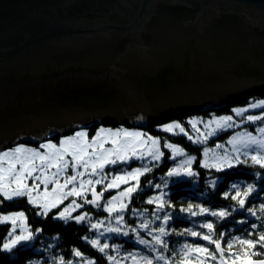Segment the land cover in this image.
Listing matches in <instances>:
<instances>
[{
  "label": "water",
  "instance_id": "obj_1",
  "mask_svg": "<svg viewBox=\"0 0 264 264\" xmlns=\"http://www.w3.org/2000/svg\"><path fill=\"white\" fill-rule=\"evenodd\" d=\"M262 92L264 0H0V149Z\"/></svg>",
  "mask_w": 264,
  "mask_h": 264
},
{
  "label": "snow or ice",
  "instance_id": "obj_2",
  "mask_svg": "<svg viewBox=\"0 0 264 264\" xmlns=\"http://www.w3.org/2000/svg\"><path fill=\"white\" fill-rule=\"evenodd\" d=\"M249 108H262L264 109V101L258 103H252ZM249 108H239L235 110L236 115L242 116L244 112L248 111ZM247 121L255 123L256 121L264 120V114L261 115H248ZM233 117L224 116L220 118H214L209 121L205 127L208 128L210 125H215L208 131L203 139L197 138L193 140L192 136H188L189 140H193L194 143H206L207 139L214 135L217 130H222L227 127L233 126ZM193 129H196L197 121H189ZM178 129L180 134H187L185 129L179 123H171L164 126L163 130L165 132H173ZM259 136H254L252 133H246L243 136L234 137L230 143L234 146L239 143L244 149H251L255 154L250 156L251 163L253 165H258L261 169H264V127L258 128ZM144 136L141 132H128L125 129H118L112 131L111 129L100 128L95 136L91 140L88 139V134L85 131H78L74 136L66 137L59 142V146L53 143H43L40 145L41 149L46 151L41 152L34 148H25L23 146H18L10 151H4L0 153V196L4 199L12 200L16 197H27L28 203L36 206L40 211L38 215H47L48 212L58 207L62 204L65 199L69 196L80 197L84 200V203L92 204L97 208L101 207L99 201L103 197L104 192L109 189L119 188L121 184H128L130 180H135L136 184L125 188L123 191L119 192L117 196H112L104 204V210L111 216L116 213L117 223L123 222L122 213L126 210L127 204L124 200H131L132 194L139 189V177L145 173L151 171V168L147 166L138 167L130 172H125L123 175H114L111 180L104 184L107 176L105 175L104 169L109 165H116L118 163H128L133 158L143 160L145 158V151L151 160L159 161L163 156V152L158 148L159 140L148 136L146 139H141ZM112 144L111 148H105L104 144L109 141ZM150 147L145 150L140 151V155L137 156L138 149H142L143 146L148 145ZM165 148L171 149L173 153V159L177 155H184L182 149L175 147L171 143H165ZM217 147H221L218 145ZM239 151V149H235ZM210 149L204 150L205 157L208 156ZM244 155L249 156V152L245 151ZM66 157H71V160L66 159ZM194 157H188L184 160L177 168H172L167 176H179L181 173L178 168H185L184 173L187 176L196 175L191 170V164L193 163ZM212 159L217 161L216 163L209 164L207 161L202 162L201 166L204 168L215 167L217 171H220L224 165L231 168V158L226 154L224 156L217 157L213 155ZM237 163H240L239 156L235 157ZM39 160L41 163L36 164ZM5 163L7 168L4 167ZM18 166V167H17ZM55 168L56 171L52 172L51 175H47V169ZM71 167L75 174L66 176L63 184L58 180L61 174H64L66 170ZM82 167L85 171H78V168ZM39 171L40 175H33V173ZM85 173L89 175V179L79 180V186H75L78 177L85 176ZM259 175V174H258ZM99 177V178H96ZM31 178L33 181H38L39 183H33L31 186L28 185L27 181ZM213 186L216 181L210 182ZM43 185L44 191L42 193L33 192L36 191L40 185ZM49 184L54 185L51 191L48 190ZM104 184V189L101 192L95 190L94 185ZM68 185H73L69 191L64 189ZM167 182L165 181V186ZM156 188H161L160 184L155 185ZM232 189L235 190V194L231 195V199L237 201L239 208L244 209L246 199L256 191V188L252 184H248L246 188L241 190L237 184L232 185ZM91 192L92 199H87V192ZM164 193L161 192L159 195L149 198L148 204L156 203L157 210H162L164 208L165 201H163ZM225 198L229 197V193H224ZM2 203V201H0ZM117 203L119 206L117 207ZM82 207V205L77 204L76 200H72L71 204L65 207L62 211L58 213V218L61 220H68L71 217V212L75 211L76 208ZM198 207V206H197ZM135 211V210H133ZM181 211H187L192 216H196L197 212L193 211V206L189 205L187 209H181ZM247 211L255 215V211L251 208ZM260 211L264 212V204L261 205ZM209 214L213 217L224 218L230 215L227 211H210L207 208H199V214ZM77 223L86 221L89 219L88 214L84 213L82 215H77L74 217ZM156 219H162L163 224L166 225L170 216L165 214L163 218L157 216ZM26 216L24 212H16L11 215H0V223L10 222L12 227L7 234V238L2 244V250L5 252H11L16 248L28 247L29 242L33 241L36 234L39 233V229L36 233L29 230L26 224ZM241 223H244L243 221ZM103 221L97 223H92L91 228L96 229L99 232L100 225ZM148 221H145L140 225L141 228H148ZM201 228H206L208 232L206 234L193 231L191 229L186 232L179 233V235H190L192 237H199L203 241H206L208 245H214L213 249L205 245L185 243L182 245L180 252L181 261L191 262L195 260L198 264H207L208 260L219 261V264H264V258L255 259L257 256L264 257V230L260 231L256 239H243L241 237H235L229 239L225 246H222L224 242V233H220L218 236L215 232V225L212 222H204L200 224ZM264 228L257 224H251L252 229ZM19 230V231H17ZM135 231V229H133ZM156 231L159 235H153L152 241L139 238L138 242L141 245L149 247L152 251H156L155 245H159L162 249L167 250L168 244L162 239V237L170 235L164 226H160ZM105 232L121 234V229L109 227L105 229ZM151 235V233H149ZM100 236L104 235V232H99ZM122 235L127 236V232H123ZM251 235V233H250ZM87 239V237L85 238ZM94 248H98L101 253H106L109 248L107 243L101 244L98 238L88 240ZM236 244L240 245V249L233 252V248ZM259 249V251L257 250ZM73 255L75 257H82V253L79 250L73 249ZM109 261H115V257L108 256ZM135 259V257H133ZM158 260H165L164 255H159L156 257ZM144 264H153V260L147 256L142 257ZM59 264H66L63 257L59 258ZM67 264H72V261H68ZM87 264H94L93 261H87Z\"/></svg>",
  "mask_w": 264,
  "mask_h": 264
},
{
  "label": "trees",
  "instance_id": "obj_3",
  "mask_svg": "<svg viewBox=\"0 0 264 264\" xmlns=\"http://www.w3.org/2000/svg\"><path fill=\"white\" fill-rule=\"evenodd\" d=\"M256 100H264V92L256 93L242 101L222 105L215 109L190 113L171 118L161 123H150L140 127L145 132L160 139L164 154L160 162L154 161L150 163L149 168H151V171L141 176L139 180L140 190L133 194L128 207L129 210L146 212L150 216L155 212L154 210L157 208L156 203L148 204L147 201L151 195L162 190L156 188L155 185L162 182L174 163L170 159V151L164 147L166 142L180 146L186 153L195 157L193 166L197 174L193 179L178 180L173 178L172 183L164 188V208L157 214L160 217H163L165 214L170 216L169 222L165 227L170 233L165 239L168 244V249L165 254L171 260L172 264H188L186 261L182 262L180 255H178L182 245L185 243L205 245L210 249L214 248V245H208L206 241H203L199 237L179 235V233L186 232L189 229L206 234L208 230L200 227V224L204 222H212L215 225L217 236L220 233H224L222 246H225L229 239L235 237L256 239L259 232L264 230V228L259 227L257 229L251 228V224L253 223L264 226V212L260 211L261 205L264 204V169H261L258 165H253L251 159L246 157H242L240 159L241 162L236 165L233 164L231 168H222L220 171L214 168H204L201 166V159L203 158L206 144L194 143L185 134L165 132L160 128V125L168 121L177 120L188 131L187 119L189 117L195 115L202 117L211 115L233 116L235 108L248 105L250 102ZM100 126L119 127L120 124L94 123L86 128L89 136L92 137ZM241 128L252 130V126L246 124ZM231 134V131L222 132L218 136L210 138L207 144L209 147L213 146L215 142L226 144ZM60 137V134H55L50 140L59 142ZM25 143L34 146L39 145L37 142L26 141ZM135 164L138 163H129L127 166L132 167ZM124 165L119 163L110 166L108 171L113 173L118 172ZM217 178L219 180L214 186L209 183V181L216 180ZM233 184H237L241 190L246 188L248 184H252L256 188V191L246 199L244 209H240L237 201L231 199V195L235 194V190L232 189ZM226 192L229 193L228 198L224 196ZM110 194L107 193V195ZM0 201H2L0 203V214L2 212L21 210L26 215L30 230L34 233H36L37 229L40 230L36 234L32 245L16 248L11 252H5L2 250V244L11 228L9 223H0V264H59L60 257H63L66 264L68 261L74 262L81 258L92 259L94 264H112V261H109L107 258L109 256L107 252L101 253L98 248H94L85 239L86 237L91 238L94 235V232L90 230L88 225L77 223L75 220L64 221L56 219L58 209L48 212L46 216L38 215L37 213L40 209L28 203V200L24 197L7 200L3 196H0ZM189 205H192L193 211L197 212L196 216H192L187 211H181V209H187ZM199 208H207L210 211L216 212L227 211L230 215L222 219L213 217L207 213L201 215L199 214ZM249 208L255 211L254 216L247 211ZM87 209L90 213L99 215V211L96 208H90L89 206ZM127 216L128 223L133 224L136 221L135 219H130L131 215ZM242 221L244 223H241ZM159 224L161 223H156L155 227H159ZM115 238H117V241L125 244L123 248H127V250L134 246L132 233L130 234V238ZM73 249L79 250L82 253V257H75L73 255ZM239 249L240 245L236 244L233 252ZM257 250L259 251V249ZM261 258L264 257H255V259ZM207 262L219 264V261L208 260Z\"/></svg>",
  "mask_w": 264,
  "mask_h": 264
},
{
  "label": "rangeland",
  "instance_id": "obj_4",
  "mask_svg": "<svg viewBox=\"0 0 264 264\" xmlns=\"http://www.w3.org/2000/svg\"><path fill=\"white\" fill-rule=\"evenodd\" d=\"M260 101H264V100H256V101H252L250 102L248 105H245V106H241V107H237L234 109V115L232 116L233 117V126L232 127H227V128H224L222 130H217L215 132L214 135L210 136L206 143H202V144H206L205 145V148L204 150L207 148V149H210L211 151H209L208 153V156L205 157V155L203 154V158L201 159V164L202 162L204 161H207L209 164H213V163H216L217 161H214L212 159L213 155L217 156V157H220V156H224L225 154L231 158V163L232 165H236L237 164V161L235 159L236 156H239V158L241 159L242 157H246L244 155V152L247 151L249 152V156H247L246 158H249L250 159V156L255 154L254 151H252L251 149H244L242 145H240L239 143H237L235 146L230 143L229 141H231L234 137H237V136H243L244 134L246 133H252L254 136H259L260 134L258 133V128L259 127H264V120H261V121H256L255 123H252V122H249L247 121V116L248 115H261V114H264V110L262 108H255V109H252V108H249V105L252 104V103H258ZM233 103V102H232ZM239 108H249L248 111L244 112V114L242 116H238L236 115L235 113V110L236 109H239ZM226 115H223V116H217V115H211V116H208V117H202V116H193V117H189L187 119V123L189 121H197V125H196V129H193L192 128V125L188 123V127H189V130L187 131L184 127L183 124H181L179 121L177 120H173V121H168L164 124H161L160 125V128L163 129L165 125L167 124H171V123H179L181 124V126L185 129V132L187 133L186 135L187 136H192L193 137V140L197 139V138H200V139H203L204 135L210 131L212 128H215V125H210L208 128L205 127V125L213 120L214 118H220V117H224ZM167 121V120H166ZM250 125L252 126V130H249V129H242L241 127L244 126V125ZM147 125V124H146ZM145 126V125H144ZM249 127V126H248ZM100 128H104V129H111L112 131H116L118 129H125L126 131L128 132H141L144 134V136L141 138V139H146L148 136H151L153 137L154 139H157L159 140V144H158V148L160 149L161 152H163L162 150V143L160 141L159 138L155 137V136H152L151 134L145 132L144 130H142L140 127H136V126H127V125H123V124H120L119 127H109V126H100L96 132L93 134V136L96 135V133L99 131ZM251 129V128H250ZM78 131H85L87 132L88 134V131L86 128H78L76 129L75 131L69 133V134H60L61 137H60V140L59 142L62 140V139H65L66 137H69V136H74L76 132ZM227 131H231L232 134L230 135V137L227 139V143L226 144H221L219 142H215V144L211 147L208 146V140L212 137H215V136H218L220 133L222 132H227ZM174 132H178L179 133V130L176 129L173 131ZM172 133V132H171ZM92 136V137H93ZM92 137L89 136L88 134V139L91 140ZM26 141H30V142H37L39 143L38 146H34V145H30V144H26L25 142ZM59 142H55L53 140H50V138H47V139H42V140H39V141H31V140H23L21 142H18V143H15V144H12L10 146H7V147H4V148H1L0 149V153L4 152V151H10L12 150L13 148L15 147H18V146H23L25 148H34V149H37L41 152H44L46 150L44 149H41L40 148V145L43 144V143H53V144H56L57 146H59ZM166 143H171V142H166ZM172 144V143H171ZM201 144V143H200ZM175 147L177 148H180L182 149L180 146L178 145H175L173 144ZM218 145H220L221 147H217ZM150 143L148 145H145L143 146L142 149H138L137 151V156L140 155V151L141 150H145L147 149L148 147H150ZM104 147L107 149V148H111L112 147V144L110 142V138H109V141L107 143L104 144ZM168 149V148H167ZM235 149H239V151H236ZM170 151V159L172 161H174L173 163V166L172 168H177L184 160H186L188 157H194L188 153H186L183 149V152H184V155H177L175 157V159H173V153H172V150L171 149H168ZM195 158V157H194ZM66 159L68 160H71V157H66ZM162 160V157L160 158L159 161L157 162H160ZM133 162H137L138 164H142V165H138V164H135V166H132V167H128L127 164L129 163H133ZM151 162H154V160H151L150 157L147 156L146 154V151H145V158L143 160L141 159H137V158H133L130 162L128 163H122L124 165V167L121 168L120 171L118 172H111V171H108L109 167L110 166H113V165H109L107 166L105 169H104V172H105V175L107 176V179L105 180L104 184L108 183L112 176L114 175H123L125 172H130L132 171L133 169L135 168H138V167H143V166H147V167H150V163ZM41 162L39 160L36 161V164L39 165ZM194 163H195V159L193 160V163L191 164V170L197 174V172L194 170ZM119 164V163H118ZM5 168H7V164L5 163L4 165ZM18 167V166H17ZM227 165H224L222 168H226ZM171 168V169H172ZM209 168H214L216 169L215 167H209ZM170 169V170H171ZM169 170V171H170ZM178 170L180 171V175L179 176H165L162 180V182L158 183L161 185V188L162 190L154 193L153 195H151L149 198H152L154 196H157L159 195L161 192L164 193L165 195V191H164V188L166 186H168L170 183H172V179L175 178V179H178V180H183V179H193V176H187L185 175L184 173L186 172V169L185 168H178ZM56 169L53 167V168H49L47 169V172L46 174L47 175H51L52 172H55ZM78 171H85L82 167L78 168ZM75 174L73 169L71 167H69L66 172L64 174H61L59 177H58V180L61 184H63L64 182V179L66 176H69V175H73ZM33 175H40V172L37 171L35 173H33ZM89 175L87 173H85V176L83 177H78L77 178V182H76V185L75 186H79V180L81 179H89ZM96 178H99V177H96ZM141 176L139 177V180H140ZM219 180V178H217L216 180L213 179L212 181H217ZM165 181L167 182V185L165 186ZM211 181H209L210 183ZM28 185L31 186L33 183H39L38 181H33L31 178L28 179L27 181ZM104 184H100V185H94L95 187V190L97 192H101L103 191L104 189ZM136 184V181L135 180H130L128 184H121L119 188H113V189H109L108 191H105L104 192V195L103 197L100 199L99 203L101 205V207L97 208L96 206L92 205V204H87V203H84V200L81 199L80 197H75V196H69L67 199H65L63 201L62 204H59L58 207L56 208H53L51 209L50 211L52 210H55V209H58L57 213H59L60 211H62L65 207H67L69 204H71L72 200H76L77 204H80L82 205V207H79V208H76L75 211L71 212V217L72 218H69L68 220H64V221H69V220H75L74 217L77 216V215H82L84 213H87L88 214V217L89 219L86 220V221H83V222H80V223H83L85 225H88L90 230L94 232V235L90 238L88 237L87 238V241L88 240H91V239H96L98 238L100 240V243L101 244H104V243H107L109 245V248L106 250V252L110 255V256H113L115 257V261H112V264H144L143 260H142V257H149L153 260V264H172L171 260L168 259V257L166 256V250L162 249L159 245H155V248H156V251H152L149 247H146L145 245H141L139 244L138 242V239L139 238H143L147 241H149L150 243H153L152 241V236L153 235H159V233L156 231V229H158L160 226H164L166 227V225L163 224V220L162 219H156V217L158 216L157 214L159 212H161L162 210H157V208L154 210L155 212L150 216L148 215L146 212H142V211H133V210H129L128 207L130 205V201L125 199L124 200V203L127 204V208L126 210L122 213L123 215V222L121 223H117L115 217H116V213H113L111 216H109V213L107 211L104 210V204L109 200L111 199L112 196H117L119 192L123 191L125 188H128L130 186H133ZM54 187V185L52 184H49L48 186V190L51 191V189ZM73 187V185H68L67 188H65L64 190L65 191H69L71 188ZM40 192L42 193L44 191V187L43 185L41 184L40 187L33 192V195L36 194V192ZM107 193H111L110 195H107ZM135 193V192H134ZM133 193V194H134ZM132 194V196H133ZM87 199L91 200L92 199V196H91V192H87ZM164 195H163V199H164ZM16 198H23V197H16ZM16 198H13V199H16ZM27 199V197H24ZM132 199V198H131ZM93 207V208H96L97 211H99V215H94L92 213H90L87 209V207ZM119 206V204L117 203V207ZM49 211V212H50ZM16 212H21V210L19 211H14V212H2L0 215H11L12 213H16ZM23 212V211H22ZM157 212V213H156ZM156 213V214H155ZM127 215H131L130 219H135L136 221L133 223V224H130L128 223V216ZM26 216V215H25ZM56 219H59L58 218V214L56 215L55 217ZM163 218V217H161ZM76 221V220H75ZM99 221H103V224L100 225V228H99V232H104V235L103 236H100L99 235V232L96 230V229H92L91 228V224L92 223H97ZM145 221H148L149 224H148V228L147 229H144V228H141L140 225L142 223H144ZM4 223H9L10 224V228L12 227L11 223L10 222H4ZM156 223H161L159 224V227H155ZM26 224H27V227L29 228L30 230V227L28 225V222L26 220ZM109 227H114V228H119L121 229V234H117V233H109V232H105V229L109 228ZM133 229H135V231H133ZM19 231V230H17ZM123 232H127L128 235L127 236H124L122 235ZM133 234V248L127 250V248H123V246L125 244H122V242L120 241H117V238L115 237H120V238H130V234ZM151 233V235L149 234ZM162 239H166V236L165 237H162ZM124 243V242H123ZM33 244V241H30L29 242V245H32ZM137 245V246H136ZM15 250V249H13ZM12 250V251H13ZM159 255H164L165 256V260H158L156 259L157 256ZM133 257H135V259H133ZM87 261H93L92 259H88V258H81L80 260L78 261H74L72 262V264H87ZM231 263V262H230ZM188 264H198L197 261L195 260H192L191 262H188ZM207 264H213L211 262H207Z\"/></svg>",
  "mask_w": 264,
  "mask_h": 264
}]
</instances>
